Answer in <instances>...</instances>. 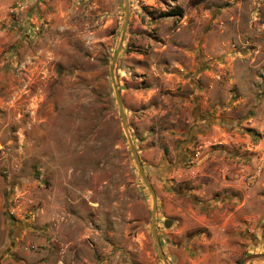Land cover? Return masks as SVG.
I'll list each match as a JSON object with an SVG mask.
<instances>
[{"label": "rangeland", "instance_id": "rangeland-1", "mask_svg": "<svg viewBox=\"0 0 264 264\" xmlns=\"http://www.w3.org/2000/svg\"><path fill=\"white\" fill-rule=\"evenodd\" d=\"M123 21L0 0V264H163L109 78ZM113 75L167 263L264 253V0H128Z\"/></svg>", "mask_w": 264, "mask_h": 264}, {"label": "water", "instance_id": "water-1", "mask_svg": "<svg viewBox=\"0 0 264 264\" xmlns=\"http://www.w3.org/2000/svg\"><path fill=\"white\" fill-rule=\"evenodd\" d=\"M123 3H124V21H123V26H122V31H121V38H120V41H119V45H118V47H117V49H116V51L114 53L112 62L110 64V66H109V78H110V81H111V85H112V88H113V91H114V95H115L116 104H117L118 111H119V114H120L122 130H123V133L125 135L129 150H130L131 155H132V157L134 159V162H135V165L137 167L138 173H139V175L141 177V180L144 183L145 187L148 189V191L150 193V196H151V214H150V230H151V234L153 236L154 242L156 244L159 256H160L163 264H168L167 260L165 258V255H164V253L162 251L158 236H157L156 231H155L156 195H155L154 190L152 189L151 185L149 184V182H148V180H147V178H146V176L144 174L142 165H141L140 160H139V158L137 156V153H136V150L134 148V145H133V143L131 141V138H130V135H129V132H128V128H127V124H126V119H125V114H124V108H123L122 100L120 98V95H119V92H118V89H117V86H116V83H115L114 75H113V66H114L115 60L117 58V55L119 53V50L121 48L122 35H123V33H124L125 29H126L127 22H128V0H123ZM252 260H262V261H264V253H252L250 255H247L246 257H244L242 259L240 264H245L246 262L252 261Z\"/></svg>", "mask_w": 264, "mask_h": 264}, {"label": "crops", "instance_id": "crops-1", "mask_svg": "<svg viewBox=\"0 0 264 264\" xmlns=\"http://www.w3.org/2000/svg\"><path fill=\"white\" fill-rule=\"evenodd\" d=\"M8 259L4 258L3 263H7Z\"/></svg>", "mask_w": 264, "mask_h": 264}]
</instances>
